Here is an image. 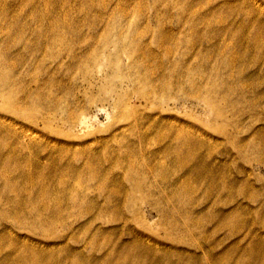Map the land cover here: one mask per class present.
Returning <instances> with one entry per match:
<instances>
[{"label": "rangeland", "instance_id": "374dc122", "mask_svg": "<svg viewBox=\"0 0 264 264\" xmlns=\"http://www.w3.org/2000/svg\"><path fill=\"white\" fill-rule=\"evenodd\" d=\"M0 264H264V0H0Z\"/></svg>", "mask_w": 264, "mask_h": 264}]
</instances>
